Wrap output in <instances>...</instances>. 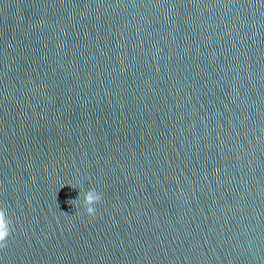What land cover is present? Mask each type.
I'll list each match as a JSON object with an SVG mask.
<instances>
[{"label":"water","instance_id":"water-1","mask_svg":"<svg viewBox=\"0 0 264 264\" xmlns=\"http://www.w3.org/2000/svg\"><path fill=\"white\" fill-rule=\"evenodd\" d=\"M0 207V264H264V0H0Z\"/></svg>","mask_w":264,"mask_h":264},{"label":"clouds","instance_id":"clouds-1","mask_svg":"<svg viewBox=\"0 0 264 264\" xmlns=\"http://www.w3.org/2000/svg\"><path fill=\"white\" fill-rule=\"evenodd\" d=\"M101 200V194L94 189H89L84 196V209L89 216L96 212L94 205ZM11 234V221L3 207H0V248L5 246L7 239Z\"/></svg>","mask_w":264,"mask_h":264}]
</instances>
